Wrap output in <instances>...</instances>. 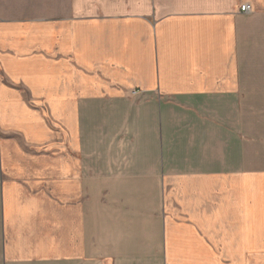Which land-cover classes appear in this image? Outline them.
I'll use <instances>...</instances> for the list:
<instances>
[{
	"label": "crops",
	"instance_id": "1",
	"mask_svg": "<svg viewBox=\"0 0 264 264\" xmlns=\"http://www.w3.org/2000/svg\"><path fill=\"white\" fill-rule=\"evenodd\" d=\"M0 264H264V0H0Z\"/></svg>",
	"mask_w": 264,
	"mask_h": 264
},
{
	"label": "built area",
	"instance_id": "2",
	"mask_svg": "<svg viewBox=\"0 0 264 264\" xmlns=\"http://www.w3.org/2000/svg\"><path fill=\"white\" fill-rule=\"evenodd\" d=\"M249 9H250V7H248L247 4H244V5L241 6V10L240 11H242L244 14H250L251 11H249Z\"/></svg>",
	"mask_w": 264,
	"mask_h": 264
}]
</instances>
